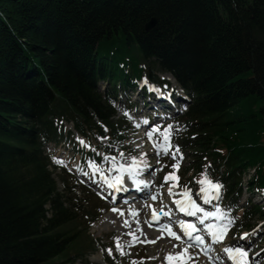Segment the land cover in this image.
Instances as JSON below:
<instances>
[{"label":"trees","instance_id":"1","mask_svg":"<svg viewBox=\"0 0 264 264\" xmlns=\"http://www.w3.org/2000/svg\"><path fill=\"white\" fill-rule=\"evenodd\" d=\"M160 71L192 94L178 142L232 188L255 167L250 185L264 190V0H0V264H67L54 258L78 239L68 226L102 212L66 171L59 190L43 147L62 119L124 139L97 82H164Z\"/></svg>","mask_w":264,"mask_h":264},{"label":"snow or ice","instance_id":"2","mask_svg":"<svg viewBox=\"0 0 264 264\" xmlns=\"http://www.w3.org/2000/svg\"><path fill=\"white\" fill-rule=\"evenodd\" d=\"M143 85H148L147 78H143ZM167 88V85L164 86ZM148 90L156 93L158 96L162 95L160 88L155 85H149ZM170 98V94H169ZM114 106H115V102ZM186 107V106H185ZM125 115L132 119L133 117L129 112H125ZM170 115V114H168ZM167 115L161 113L159 119L161 120L160 124H150L147 118L142 120L143 125H148L149 130L146 132L148 140L152 142L153 147L155 148L157 156V165L159 167H153L147 160V154L141 153L140 157L132 156L129 158L128 162H125L123 157L124 153L120 152L119 157L115 155L104 154L100 162L95 161L92 158L86 160V165L89 171L79 169L82 176L88 177L94 184L103 185L104 188L102 191L106 190L113 194H118L121 192L124 193H143L141 199L147 200L151 198L155 201L158 197H162V194L157 192H151V188L154 186V181H146L142 177L145 174L146 170H150L152 174L162 171L167 165L161 164L159 157L161 155L169 156L176 160V163L171 165L174 171L166 173L164 176V182L171 180L173 183L168 188L169 196L173 198V202L176 206V209L179 213H182L186 217L196 218L197 222H194L190 219H173L172 218V208L168 207L161 202V207L157 211L155 205L144 204V207L151 208L150 217H146L144 223L148 227H156L160 230V237L167 234L168 236L174 238L180 243L172 244L173 249L179 248V251L169 252L165 255L164 260L167 264H189L191 261L192 264H195V261L192 260V257L198 256L199 253H190L189 248H199L200 252H203L204 255H208L213 249V246L221 243L227 232L235 226L236 218L231 215V207L222 208L221 203L223 200V185L219 181H213L207 172L209 166H205L204 170L200 173V179L193 177L195 183L199 185V188L196 192V197L200 200V203L197 202V198H194L192 195V189L187 185L180 190L179 193H174L173 188L179 187L178 181L180 177L176 174L179 169V162L183 159V154L180 153L179 145L173 146L172 136L173 124L163 125V119H166ZM141 123H136V127L139 128ZM104 131L107 132L108 129L104 126ZM158 134V135H157ZM82 146L92 149L91 145L86 144V142L80 137L76 138ZM98 139L105 140L108 137H98ZM111 147V145H109ZM139 147V145H137ZM96 151L95 149H92ZM179 153V159H177V154ZM97 155L100 153L97 151ZM53 159L61 164L65 165V161L62 158L53 157ZM66 166V165H65ZM71 171V169H69ZM125 177L127 178V183L125 182ZM87 182V181H85ZM160 187H163L161 185ZM177 195H180V198H176ZM108 199V197H104ZM129 201H135V197L129 195L122 198L124 204H129ZM203 205H212V210H206ZM167 209V210H166ZM102 211V210H101ZM113 213H117L120 217H123V223L125 227L131 228L132 224L136 225V231H129L126 235L130 238L127 241H122L120 236L114 237L116 251L120 255H127L130 252V249L136 243L144 242H154L148 240H141L140 236L146 235L143 232L141 221L139 219V214L141 209H134L132 204H129L127 209L113 207L111 209ZM127 211L128 215H125ZM161 217H168L169 219L164 222H160ZM131 221V222H130ZM205 221H209L206 223ZM114 222V221H113ZM154 222H156L154 224ZM176 226L179 229L174 230L173 226ZM139 233V235L137 234ZM205 234L210 237V242L205 240ZM250 233H241L239 240H244L245 237H249ZM160 237H157L159 239ZM235 239V237H234ZM183 245V246H181ZM125 248L129 252L125 251ZM109 255H112V248L108 250ZM226 254L227 258L232 262V264H250L249 262V251L246 248L237 242L234 245L226 246L221 250ZM155 257H150L154 259ZM143 259V258H142ZM221 257L217 256L216 260H220ZM131 264H137L136 260H132Z\"/></svg>","mask_w":264,"mask_h":264},{"label":"rangeland","instance_id":"3","mask_svg":"<svg viewBox=\"0 0 264 264\" xmlns=\"http://www.w3.org/2000/svg\"><path fill=\"white\" fill-rule=\"evenodd\" d=\"M160 77H164L163 73H160ZM101 90L105 91L108 89L109 84L107 82H101ZM120 94L118 96V98H120ZM140 97L138 96L137 92L134 93V98ZM124 103V102H123ZM124 106V105H123ZM183 106H181V109ZM119 106L116 109V115L114 117V119H120L122 118L123 115H125L124 108H122L121 110H119ZM141 109V106H140ZM129 112V111H127ZM187 112H181L179 114H185ZM132 116V112H129ZM177 114V116L179 115ZM129 119V118H128ZM174 119L165 121L164 124H167L171 121H173ZM63 132L64 135L61 137L60 139V145L57 144H52L51 146H46L45 150L48 152V154H50L53 157H57V158H62L65 161V165H61L59 163H57L54 159V163H56L57 167H59V169H56L53 167V164L50 169L53 171L54 176H56V179L58 180V188L59 190H63L64 184L61 181V178L59 176H64L63 173V169H65L66 171H70L69 169H71V172L76 173L79 175V178L82 179L84 182L86 181L80 174L79 169H83V164L85 165V171H89L88 167L86 165V160L88 158H92L95 161L99 162L102 160L101 158V152L100 155H97L96 152L98 151V147L101 146H107L110 145V143L108 142L107 139L105 140H95V138L91 137L92 135H87V137H82L81 135H79L76 130L73 127L72 123H69L68 120H65L63 123ZM130 136L128 137L127 141L125 143L122 144H117L115 145V149H114V155L117 156L118 159H120L119 157V153L121 152V150L123 149V153H124V161L127 162V160L132 157H140L141 153H146L148 158H151L152 163L155 165V167H159V165H157L156 161H157V156L155 154L156 150L153 147V144L151 141L148 140V137L144 138L142 135H140L138 132H136L134 129H129ZM158 135V134H157ZM77 137L83 138L84 141L86 142V144L92 146V149H95L96 151H93L92 149L88 152H83V150L81 149V147L77 146ZM174 137V134H173ZM175 140L177 141V139L175 138ZM57 145V146H56ZM137 145H139V147H137ZM180 152L183 154V159L180 160L179 162V169L181 171V176H182V181L186 184H193L192 182H194L193 178V171H187V168L189 169V167L192 166H196L198 165V163L200 161H204V155L201 154V152H199V157H197L198 155H196V157H194L195 155V151L192 150L191 148L189 149H184L181 145L179 146ZM160 159V163L161 164H165L167 165L166 167L163 168L162 171L156 172L154 174V180L156 181L157 184V189L156 191H158L159 193L162 194V200L161 202H163L164 205L168 206L174 203L173 202V198L169 196L168 193V188L169 186L173 183L171 180H169L168 182H164V176L166 173L172 172L171 170L172 167L171 165L173 163H176V160H173L172 158H169V160L171 161V163H168L166 161L167 158H163V157H159ZM165 159V160H163ZM177 159H179V155H177ZM253 172V167H249L247 169V173L244 175V189H243V194H242V198L240 197L237 200H227L225 198L224 200V204L225 207H231V206H240L241 208V212L243 214V208H246L247 202H246V198L248 195H250L249 192H246V185L248 183V177L249 175ZM201 173V172H199ZM152 175V174H151ZM150 175V176H151ZM148 176V175H144L143 177ZM142 177V178H143ZM88 178V177H87ZM88 180H90L88 178ZM215 180V179H214ZM216 181V180H215ZM88 182V181H87ZM85 182L86 186H84V184L82 185L83 190L86 191L85 195L87 194V196H89L90 201L87 202V208L88 210L91 209H100L102 210L101 212L103 213V216L98 219L93 225L90 224L89 220L87 219V217L84 214H81L78 216L77 220H75V223L73 225V223H71L68 226L67 231H69V233L73 234V233H77L78 234V239L75 241V244L73 243V245L69 246L64 252H62L61 254H59L58 256H56L54 258L55 261H65L67 264H86V262L88 263H99V264H107V262L105 261V256L108 253V249L112 248L113 252L112 255H110V257H114L116 255H119V263L120 264H129L128 262V258H130V260H136V261H141L143 260L145 262V264H167V262L164 260L165 255L167 254V243L169 241H167L165 238L160 237L156 242H153L152 244L149 245H145L144 247H142L143 245L140 243H136L131 249L130 252L127 248H125L126 252H129V254L127 255H120L119 252L116 251L115 248V241H114V237L116 236H120L122 238V241H127L130 238L126 235L127 232L132 231V229H128L125 230L123 232V234H120L117 231V228L114 227V224L111 223L110 227H102L100 226L101 224V220L103 217H109L111 215L109 208L106 206L105 202L102 200V198L98 197L99 195L96 194V190L92 187H90L88 185V183ZM161 185H163V187H160ZM180 189V188H179ZM173 192L174 193H178L179 190L178 188L174 187L173 188ZM90 194V195H89ZM77 195L79 196V194L77 193ZM82 196V195H81ZM179 195L176 196V198H178ZM81 198V197H80ZM255 200V197L253 198ZM159 201V200H158ZM159 203V202H157ZM236 205H233L235 204ZM253 203V202H252ZM263 201L259 204L262 205ZM49 207V206H48ZM148 208V207H147ZM235 207H231V212L233 214H235L234 209ZM147 209L145 208L143 210V212H146ZM241 212H237V214H235V216L237 217V219H239V215H241ZM144 214V213H143ZM147 215V214H146ZM84 219L87 220V222L84 221ZM145 218L142 220V224L141 227L143 229V232L146 234V223H144ZM100 221V222H99ZM133 225V224H132ZM241 225V224H240ZM135 226V224H134ZM262 227V226H261ZM261 227L257 228V230L255 229L252 233L257 232L259 229L263 230ZM116 230H114V229ZM132 228V227H131ZM233 230V232H237L238 231V225L237 223H235V226H233L231 228V231ZM231 231L229 230V234L225 237V239L222 241V243H230L232 240V234ZM148 238L151 237V235L147 236ZM144 235L140 237V239L143 241L145 238ZM259 242L253 244L250 248L251 253L253 255V257L257 256L256 261L258 262L257 264H264V250L262 252H258L260 249H264V233H260L259 234ZM75 246V248H74ZM81 251L82 255H83V259H76L77 256H74L75 258L72 260V254L73 252H78ZM190 253H199L197 250H191ZM69 254V255H68ZM259 254V255H258ZM68 255V256H67ZM67 256V257H66ZM150 257H155L154 259H150ZM71 258V260H70ZM93 258V259H92ZM143 258V259H142ZM99 260V261H98ZM192 260L195 261V264H212L209 260L207 261L205 258H203L202 255H198V256H193ZM250 262V261H249ZM189 264H192V262L190 261Z\"/></svg>","mask_w":264,"mask_h":264},{"label":"bare ground","instance_id":"4","mask_svg":"<svg viewBox=\"0 0 264 264\" xmlns=\"http://www.w3.org/2000/svg\"><path fill=\"white\" fill-rule=\"evenodd\" d=\"M165 77H167V78H169L172 82H174L175 84H176V81H175V79L169 74H165L164 75ZM154 99V101L153 102H155V98H153ZM156 100H158V99H156ZM124 209H127V208H124ZM139 209V208H138ZM125 215L127 216L128 215V213H127V211L125 212ZM150 216V213L148 214V217ZM144 218V214L143 213H141V215H139V219L141 220V219H143ZM123 217H120L118 214H116V213H114V214H111L109 217H105V218H103L102 220H101V224H100V226H102V227H110V225H111V223H113L114 224V227H116L117 228V231L120 233V234H123V227L122 226H124V223H123ZM114 221V222H113ZM112 226V225H111ZM126 229H132V230H135V228L134 227H132V228H128V227H126L125 228V230ZM137 234H139V233H137ZM174 243H180L179 241H175V242H169V243H167V245H166V247H167V253H169V252H173V251H179L180 249L179 248H177V249H173L172 248V244H174ZM181 246H183V245H181ZM93 259V258H92ZM99 261V260H98Z\"/></svg>","mask_w":264,"mask_h":264},{"label":"water","instance_id":"5","mask_svg":"<svg viewBox=\"0 0 264 264\" xmlns=\"http://www.w3.org/2000/svg\"><path fill=\"white\" fill-rule=\"evenodd\" d=\"M156 24V18H152L147 24H146V28L149 29L153 26H155Z\"/></svg>","mask_w":264,"mask_h":264}]
</instances>
